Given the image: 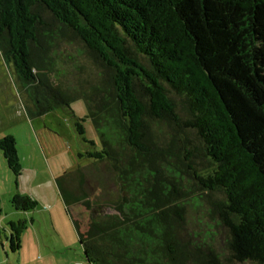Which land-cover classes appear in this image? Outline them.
I'll use <instances>...</instances> for the list:
<instances>
[{
  "label": "trees",
  "instance_id": "16d2710c",
  "mask_svg": "<svg viewBox=\"0 0 264 264\" xmlns=\"http://www.w3.org/2000/svg\"><path fill=\"white\" fill-rule=\"evenodd\" d=\"M0 52L28 115L67 108L90 145L56 178L89 264H264V0H0Z\"/></svg>",
  "mask_w": 264,
  "mask_h": 264
},
{
  "label": "rangeland",
  "instance_id": "374dc122",
  "mask_svg": "<svg viewBox=\"0 0 264 264\" xmlns=\"http://www.w3.org/2000/svg\"><path fill=\"white\" fill-rule=\"evenodd\" d=\"M71 108L80 117L88 113L83 99L73 102ZM83 126L85 137L100 149L92 120L85 118ZM5 135L15 137L22 174L19 177L13 174L0 149V264H69L75 261L89 264L71 218L65 223L59 216V210L65 213L66 210L56 178L65 171L89 164L91 160L80 157L79 153H85L90 145L77 132L67 108H57L35 117L28 115L16 75L0 52V137ZM16 194L30 195L37 200L38 208L25 216L29 228L21 235V248L13 250L10 222L19 212L12 204ZM44 210L54 212V223ZM75 214L84 231L87 224L84 208L80 207ZM33 217L35 226L31 225ZM45 245L52 247L51 254L47 253Z\"/></svg>",
  "mask_w": 264,
  "mask_h": 264
},
{
  "label": "crops",
  "instance_id": "0c3cea01",
  "mask_svg": "<svg viewBox=\"0 0 264 264\" xmlns=\"http://www.w3.org/2000/svg\"><path fill=\"white\" fill-rule=\"evenodd\" d=\"M38 208V207H37ZM37 208H35V209H33L34 211L35 210H37ZM42 209H45V208H42ZM39 210V209H38ZM19 212H17L16 213V219H12V221H18V220H22V219H26L27 220V222H28V228H29V220L27 219V217H25V216H27L29 213H30V211H23V210H18ZM42 211V210H41ZM44 211H46V210H44ZM46 213H48L49 214V216H46L47 218H50V220L54 223V220H55V218H56V216H55V214H54V212H52V210L51 211H46ZM59 213H60V217H61V219L63 220V222H65V223H68V221H70L69 219V215L67 214V212L65 213V212H63V211H60L59 210ZM58 213V214H59ZM35 214V213H34ZM35 222H36V220H35V218L33 217L32 218V220H31V225L32 226H35ZM70 223V225H71V222H69ZM41 245V244H40ZM45 247H47L46 248V250H47V253L48 254H51L52 252H53V250H52V247L51 246H49V245H45ZM69 264H82V263H80V262H77V261H75V262H73V263H69Z\"/></svg>",
  "mask_w": 264,
  "mask_h": 264
}]
</instances>
